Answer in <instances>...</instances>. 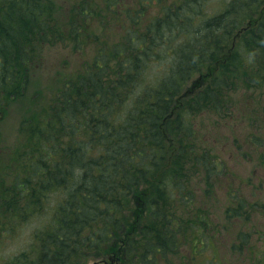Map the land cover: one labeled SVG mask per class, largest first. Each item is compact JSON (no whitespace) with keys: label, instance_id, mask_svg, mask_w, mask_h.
<instances>
[{"label":"trees","instance_id":"obj_1","mask_svg":"<svg viewBox=\"0 0 264 264\" xmlns=\"http://www.w3.org/2000/svg\"><path fill=\"white\" fill-rule=\"evenodd\" d=\"M89 1L60 24L53 0H0V120L38 51L99 44L50 111L0 146V239L37 224L0 264H178L187 245L193 263L208 251L216 263L212 190L198 182L212 187L233 155L234 94L264 108V0ZM235 200L227 235L250 218Z\"/></svg>","mask_w":264,"mask_h":264},{"label":"rangeland","instance_id":"obj_2","mask_svg":"<svg viewBox=\"0 0 264 264\" xmlns=\"http://www.w3.org/2000/svg\"><path fill=\"white\" fill-rule=\"evenodd\" d=\"M53 2L56 6V19L60 24L69 22L72 8L75 5L92 4L89 0H53ZM129 3L132 7L136 6L135 0H130ZM103 5L102 3L101 7ZM148 11H151V8H148ZM104 13L108 14L107 11ZM96 31L99 42L105 38L109 40L108 36L106 37L107 32L101 33V24L96 26ZM98 45L94 39L89 38L88 41L83 40V49L77 50L72 44L59 42L38 51L37 58L34 60L37 61V65L39 64V69L30 71L27 89L23 91L20 99L8 108L5 118L0 120L1 148H12L19 142L22 137L20 136L22 124L26 122L25 120H31L35 116H44L50 111L64 82L74 77L79 68L94 59ZM233 97V123L231 125L233 126V155L225 156L226 169L223 170L225 175L222 173L220 178L214 180L213 183L210 182L211 185L213 184L212 187H209L206 182H198V186L203 190H212L207 211L203 213L207 214L205 216L213 225L210 233L216 234L215 238H218L215 241L218 261L208 262L207 260L212 255V252L208 251L198 258L196 264H264V165L261 164L264 158V108L255 105L244 108L242 104L238 105L239 101L243 102L242 96L234 94ZM209 122L212 121L206 120V124ZM222 136H229L228 132H223ZM4 161L7 166H10L8 157H5ZM4 176L7 175L4 174ZM226 190L232 191V202H230L231 195L229 197ZM236 197L244 200V212L250 218L249 220L244 217L240 220L233 219L230 224H227L230 229L227 235L226 231H222V226L226 224L228 207L234 210L240 206L235 200ZM198 201L199 206L206 205L200 204V202H205L201 193L198 195ZM36 225L33 221L26 223L22 226L20 237L17 239L10 237L0 239V263L26 246ZM182 249L184 256L178 259L175 257V262L195 264L188 245Z\"/></svg>","mask_w":264,"mask_h":264},{"label":"bare ground","instance_id":"obj_3","mask_svg":"<svg viewBox=\"0 0 264 264\" xmlns=\"http://www.w3.org/2000/svg\"><path fill=\"white\" fill-rule=\"evenodd\" d=\"M27 250V249H26Z\"/></svg>","mask_w":264,"mask_h":264}]
</instances>
